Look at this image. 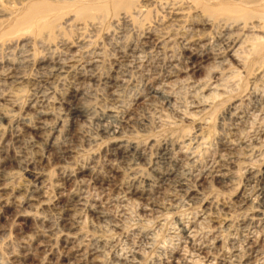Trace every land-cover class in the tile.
Wrapping results in <instances>:
<instances>
[{"label":"rangeland","instance_id":"1","mask_svg":"<svg viewBox=\"0 0 264 264\" xmlns=\"http://www.w3.org/2000/svg\"><path fill=\"white\" fill-rule=\"evenodd\" d=\"M36 1L0 0V194L27 189L0 208V264H66L79 242H103L104 264H264V225L250 221L264 222V69L253 81L228 56L220 11L233 0H134L129 17L84 22L90 0H41L58 7L17 31ZM36 217L58 230L54 248L19 261Z\"/></svg>","mask_w":264,"mask_h":264},{"label":"bare ground","instance_id":"2","mask_svg":"<svg viewBox=\"0 0 264 264\" xmlns=\"http://www.w3.org/2000/svg\"><path fill=\"white\" fill-rule=\"evenodd\" d=\"M230 5L224 7L225 9L220 11L223 16L222 21L226 23V26L228 25L227 28H229L231 33L230 36H228V34L226 36H228V38L230 37V42H231V49H228L227 53H229L230 50V55L228 54V56L233 59L234 62L238 63L239 65H244L248 68V72H249V76L253 81H257L256 78L259 77V75L261 74V72H263L262 70L264 69V2L262 4H255L254 1H247V0H233L230 1ZM39 5L43 4L44 6H42L41 8H39ZM180 5V4H179ZM135 6V1L134 0H90L87 3H82L81 6H79L77 8L76 12V16L78 19L82 20L83 22L85 21L83 18H89V21H94L97 20L99 17H96L95 15H93L94 12H98V11H104L108 8L112 9L113 11H115L116 13H118L120 10H123L121 12V15L123 16V18L125 17H129L130 15V11L133 9V7ZM176 6V5H175ZM224 5H219V7H223ZM58 7V5L54 6L50 3H46L45 1H36V3H33L32 5L28 6L25 11L23 12L22 17L18 18L17 20H15L14 22V27L17 28V31H22L25 28H27L26 26L30 25L34 20H41V19H45V17L51 13V11H53L54 8ZM179 9V8H178ZM89 10V12L91 13V15H85V11ZM134 10V9H133ZM220 10V9H219ZM2 11V10H1ZM0 11V12H1ZM140 11V10H138ZM181 11V10H180ZM184 11V10H182ZM3 13V11H2ZM179 13V12H178ZM183 13V12H182ZM171 14V13H170ZM199 15V14H198ZM181 16V15H180ZM201 17V16H200ZM76 18V19H77ZM88 21V20H86ZM201 21V20H200ZM211 21V20H210ZM211 23V22H210ZM90 24V23H89ZM88 24V25H89ZM202 25V24H201ZM93 26V25H92ZM227 29V30H229ZM234 31H239V35L238 36V32L234 33ZM259 32L261 36H254V34L252 33H256ZM233 32V33H232ZM226 34V33H225ZM237 34V36L235 35ZM242 37V38H240ZM229 42V40H228ZM186 43V42H185ZM248 45V49L244 48ZM244 48V49H243ZM216 49V48H215ZM243 49V50H242ZM225 51V50H224ZM151 54V53H150ZM173 55V54H172ZM197 55V54H196ZM222 55V54H221ZM139 56V55H138ZM215 56V55H214ZM227 56V57H228ZM200 57V56H199ZM215 58V57H214ZM201 59V58H200ZM123 60V59H122ZM232 61V60H231ZM224 62V60H223ZM64 63V62H63ZM221 63V62H220ZM141 64V63H140ZM226 64V63H225ZM233 64V63H232ZM65 65V64H64ZM148 65V64H147ZM229 65V64H228ZM235 65V64H234ZM238 65V66H239ZM219 66V65H218ZM226 66V65H225ZM243 66V67H244ZM184 67V66H183ZM242 68V66H240ZM239 67V68H240ZM189 68V67H188ZM215 70V69H214ZM241 70V69H240ZM228 71V70H227ZM222 72V71H221ZM237 72V71H236ZM240 72V71H239ZM128 73V72H127ZM238 73V72H237ZM245 73V72H244ZM248 74V73H247ZM245 75V74H244ZM264 75V74H263ZM248 77V76H247ZM261 77V76H260ZM249 78V77H248ZM249 78V81H250ZM221 79V78H220ZM234 79V77H233ZM123 82V81H122ZM211 82V81H210ZM218 82V81H217ZM125 83V82H124ZM230 83V82H229ZM249 83V82H248ZM247 83V84H248ZM236 84V83H235ZM253 85L256 84V82L252 83ZM222 85V84H221ZM249 85V84H248ZM251 86V83H250ZM10 87V86H9ZM215 87V86H214ZM248 87V86H247ZM167 88V87H166ZM217 88V87H215ZM246 88V87H245ZM254 88V87H253ZM154 89V88H153ZM219 89V88H218ZM232 89V88H231ZM248 89V88H247ZM11 90V89H10ZM222 90V89H221ZM252 90V89H251ZM249 90V91H251ZM75 91V90H74ZM161 91V90H160ZM245 91H247L245 89ZM244 91V92H245ZM254 94L257 91L256 89L254 90ZM158 92V91H157ZM226 92V91H225ZM248 92V91H247ZM246 92V93H247ZM252 92V91H251ZM74 93V92H73ZM171 93V92H170ZM212 93V92H210ZM263 93V92H262ZM195 94V93H194ZM214 94L216 95V93L214 92ZM218 94V93H217ZM226 94V93H225ZM245 94V93H244ZM243 94V96H244ZM209 95V94H208ZM211 95V94H210ZM221 95V94H220ZM250 95V94H249ZM257 95V94H256ZM42 96V95H41ZM242 96V97H243ZM255 96V95H253ZM211 97V96H210ZM217 97V96H216ZM9 98V97H8ZM45 98V97H44ZM255 98V97H254ZM220 99V98H219ZM243 99H247L243 98ZM260 99V98H258ZM146 100V99H145ZM203 100V99H202ZM248 100V99H247ZM10 101V100H9ZM250 102V99H249ZM175 103V102H174ZM177 103V102H176ZM252 103V102H251ZM220 105V104H219ZM217 105V106H219ZM240 107V105H237V107ZM1 108V107H0ZM232 108V107H231ZM230 108V109H231ZM235 108V107H233ZM236 109V108H235ZM238 109V108H237ZM236 109V110H237ZM239 110V109H238ZM2 111V110H1ZM229 111V110H228ZM71 113L73 115H78L81 114L82 111L77 108H71ZM229 113V112H228ZM50 114L48 112H38V116L40 118H45L48 117ZM227 115V114H226ZM6 114L5 113H0V121L6 118ZM238 116V115H236ZM185 117V116H184ZM241 118V117H239ZM243 119V118H242ZM39 124H41V126H44V123L40 122ZM239 125V124H238ZM40 126V128H42ZM246 126V125H245ZM48 126H46L47 128ZM39 128V129H40ZM205 129V128H204ZM207 130V129H206ZM263 131V130H262ZM200 133L196 135V137L199 138V140H205L207 139L209 136V132L208 131H204L202 129V131H199ZM242 132V131H241ZM264 134V133H263ZM242 136V135H241ZM227 138V137H226ZM1 139V138H0ZM117 139V138H116ZM260 139V138H259ZM117 140L116 145L119 146V149L122 147L121 143L122 141ZM187 141V140H186ZM207 141V140H206ZM121 142V143H120ZM204 142V141H203ZM238 142V141H237ZM115 144V143H114ZM199 144V143H198ZM201 145V144H199ZM231 145V144H230ZM54 146V145H53ZM233 146V145H232ZM124 147V145H123ZM128 147V146H127ZM125 148V147H124ZM123 148V149H124ZM118 149V150H119ZM122 149V148H121ZM122 149V150H123ZM121 151V150H120ZM124 151V150H123ZM171 151V150H170ZM239 152V151H238ZM225 153V152H224ZM181 154V153H180ZM169 155V154H168ZM232 162V161H230ZM223 167V166H222ZM224 168V167H223ZM219 170V169H218ZM226 170V169H225ZM214 171V170H212ZM1 172V171H0ZM217 172V171H215ZM221 173V172H220ZM220 173H216L215 175H213L212 177L219 181H223L224 174H220ZM176 174V173H175ZM251 174V173H250ZM263 174V173H262ZM197 176V175H196ZM210 176V175H209ZM208 176V177H209ZM207 177V176H206ZM38 178H40V176H38ZM2 180V179H1ZM199 180V179H198ZM43 181V180H41ZM260 181V180H259ZM44 182V181H43ZM226 182V181H225ZM230 182V181H229ZM182 183H180L181 185ZM211 184V183H210ZM167 185V184H166ZM179 185V184H178ZM185 185V184H184ZM224 185V184H223ZM125 187V186H124ZM123 187V188H124ZM127 187V186H126ZM181 187V186H180ZM188 189V186L185 187ZM190 188V187H189ZM249 188V187H248ZM257 188V187H256ZM12 190L7 191V194H0V208L1 209H5L13 206L18 208L19 205V200L17 198V196H15L13 193L15 192H23L25 193V191L27 190L24 186H18L15 188H11ZM251 189V188H250ZM259 189V188H258ZM264 190V189H263ZM5 191V189L0 188V192ZM37 191V190H36ZM190 191L192 192L193 189L191 188ZM9 192H11V194H9ZM50 192V191H49ZM30 193H33L32 190ZM29 193V194H30ZM141 194V193H139ZM187 194V193H186ZM250 194V193H249ZM258 194V193H257ZM133 195V194H132ZM191 195V194H190ZM261 195V194H260ZM38 197V196H35ZM257 197V196H256ZM260 198V197H259ZM45 199V197H44ZM256 199V198H255ZM254 199V200H255ZM33 200V199H32ZM31 197L28 198L27 203L32 201ZM80 200V198H79ZM44 201V200H42ZM182 201V200H181ZM252 201V200H251ZM40 202V200H39ZM67 202V201H66ZM77 202V201H76ZM202 202V201H201ZM257 203V202H256ZM21 204V203H20ZM44 204V203H43ZM252 205H250V208H253V203H251ZM29 205V204H28ZM45 205V204H44ZM41 205V206H44ZM79 205V204H77ZM76 204L73 205H69L70 211L73 212L76 211ZM85 205V204H84ZM259 205V204H258ZM40 206V207H41ZM46 206V205H45ZM81 206V205H79ZM93 206V205H92ZM91 206V207H92ZM100 206V205H98ZM27 207V206H26ZM256 207V206H255ZM254 207V208H255ZM264 208V207H263ZM84 209V208H83ZM262 209V208H261ZM31 210V209H30ZM66 210V209H65ZM68 210V209H67ZM248 210H250L248 208ZM257 209L254 210V212ZM4 211V210H3ZM12 211V210H11ZM16 211V210H14ZM69 211V212H70ZM81 211V210H80ZM93 211V210H92ZM6 212V210H5ZM17 214L18 211H16ZM78 212V211H77ZM253 212V211H252ZM21 213V212H20ZM76 213V212H75ZM93 213V212H92ZM95 213V212H94ZM97 215L99 216V218L102 219V213L96 212ZM256 213V212H255ZM259 213V211H258ZM262 213V212H261ZM4 214V213H3ZM2 214V215H3ZM16 214V213H15ZM30 214V212H29ZM101 214V215H100ZM75 215V214H74ZM107 215V214H106ZM36 216V215H35ZM102 216V217H101ZM259 216V215H258ZM21 217V216H20ZM106 217V216H105ZM154 217V216H153ZM215 217V216H214ZM250 217V216H249ZM252 218L250 219V221L256 225V227H261L264 225L263 219H259L253 218V216H251ZM193 219V218H191ZM225 219V218H224ZM223 219V220H224ZM65 220V219H64ZM63 220V221H64ZM165 221V220H164ZM70 221H68L69 223ZM77 222V221H76ZM81 222V221H80ZM247 222V220H246ZM75 223V222H74ZM73 223V224H74ZM79 222H77L78 224ZM22 224V223H21ZM35 226L33 227V236L28 237V238H24V240H22L18 246V253L14 254L13 256L21 261V260H26L27 258H32V257H37L40 255V253H46L47 251L51 252V250L54 248H52L53 246V241L56 238V234L54 231V226L53 224H51V222L48 219H45L44 217H36V221H35ZM55 224V223H54ZM64 224V223H63ZM67 224V223H66ZM72 223L68 224V225H64L63 226V231L60 233V235L62 236L63 239V243L68 244V245H73L72 243L76 240V236L79 232H81V227L78 226L77 224L73 225ZM197 224V223H196ZM248 225V224H247ZM58 226V225H57ZM62 227V226H61ZM195 227V226H194ZM29 228V227H28ZM32 228V227H31ZM30 228V229H31ZM58 228V227H57ZM254 228V227H253ZM61 229V228H60ZM59 229V230H60ZM65 229V230H64ZM84 229V228H83ZM82 229V230H83ZM256 229V228H254ZM258 230V229H257ZM61 231V230H60ZM253 231V230H252ZM220 232V231H219ZM254 232V231H253ZM194 233V232H193ZM192 233V234H193ZM196 233V232H195ZM194 233V234H195ZM153 234V233H152ZM189 234V232L187 233ZM32 235V233H31ZM55 235V236H54ZM58 235V234H57ZM191 235V233H190ZM29 236V235H27ZM84 236V235H83ZM186 236V235H185ZM188 236V235H187ZM54 237V238H53ZM60 237V236H58ZM189 237V236H188ZM187 237V238H188ZM196 237V235H195ZM89 238V237H88ZM184 238V236H183ZM54 239V240H53ZM188 239H191V237H189ZM79 240V239H78ZM77 240V241H78ZM262 240V239H261ZM56 241V240H55ZM192 241V240H191ZM248 241V240H247ZM76 242V241H75ZM97 242V241H96ZM183 242V241H182ZM186 242V241H184ZM193 242V241H192ZM253 242V241H252ZM251 242V243H252ZM52 243V244H51ZM78 243V242H77ZM101 246H97V247H87L88 245H84L83 243L77 244L76 246L72 247L70 250V255L67 257V262L66 264H104L101 261V256L100 253H103V247L104 244H102L103 242H100ZM99 243V244H100ZM105 243V242H104ZM258 243V242H257ZM98 244V243H97ZM256 244V243H255ZM52 245V246H51ZM91 245V244H90ZM175 245V244H174ZM252 245V244H251ZM194 246V245H193ZM264 246V245H263ZM69 247V246H68ZM67 247V248H68ZM102 250L101 252H99L98 249ZM202 247V246H200ZM206 246H204L205 248ZM252 247V246H251ZM51 248V249H50ZM56 248V247H55ZM90 248V249H89ZM109 248V247H108ZM146 248V247H145ZM185 248V247H184ZM203 248V249H204ZM151 249V248H150ZM167 249V248H165ZM195 249V248H194ZM207 249V247H206ZM201 250V249H200ZM198 250V251H200ZM68 251V250H67ZM106 251V250H105ZM234 251V250H233ZM191 252V251H190ZM225 252V251H224ZM237 252V251H236ZM244 252V251H243ZM13 253V252H12ZM52 253V252H51ZM50 253V255H51ZM68 252H66L65 254H67ZM172 253V252H170ZM210 253V252H209ZM39 254V255H38ZM60 254V253H59ZM64 254V253H63ZM179 255V253H178ZM178 255L176 257H178ZM181 255V254H180ZM53 256V255H52ZM66 256V255H65ZM170 256V255H169ZM168 256V257H169ZM241 256V255H240ZM47 257V256H46ZM45 257V258H46ZM59 257V256H58ZM63 258V256H60ZM129 257V256H128ZM134 257V256H132ZM230 257V256H227ZM239 257V256H238ZM237 257V258H238ZM242 257V256H241ZM245 257V256H243ZM42 258V255H41ZM61 258V259H62ZM171 258V257H170ZM201 258V257H200ZM203 258V257H202ZM252 258V257H251ZM258 258V257H256ZM140 259V258H139ZM180 259V258H179ZM184 259V258H183ZM236 259V257H235ZM254 259V258H253ZM35 260V259H34ZM37 260V259H36ZM60 260V259H59ZM186 260V259H185ZM238 259H236L237 261ZM252 260V259H251ZM17 261V262H19ZM45 261V260H44ZM180 261V260H179ZM182 261V259H181ZM184 261V260H183ZM182 261V262H183ZM232 261V259H231ZM230 261V262H231ZM137 262V261H136ZM135 262V263H136ZM186 263L187 260H186ZM229 263V262H228ZM239 263V262H238ZM22 264V263H21ZM63 264V263H62ZM126 264V263H125ZM202 264V263H201ZM231 264V263H229ZM241 264V263H240Z\"/></svg>","mask_w":264,"mask_h":264}]
</instances>
